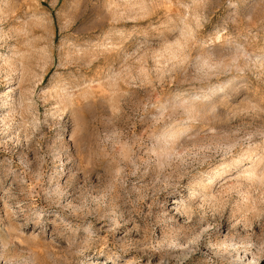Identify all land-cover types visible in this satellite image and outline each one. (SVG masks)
I'll list each match as a JSON object with an SVG mask.
<instances>
[{
	"label": "rangeland",
	"instance_id": "374dc122",
	"mask_svg": "<svg viewBox=\"0 0 264 264\" xmlns=\"http://www.w3.org/2000/svg\"><path fill=\"white\" fill-rule=\"evenodd\" d=\"M0 264H264V0H0Z\"/></svg>",
	"mask_w": 264,
	"mask_h": 264
}]
</instances>
